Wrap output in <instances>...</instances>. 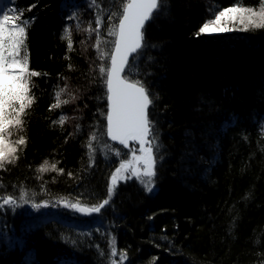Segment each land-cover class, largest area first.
I'll use <instances>...</instances> for the list:
<instances>
[{
  "label": "trees",
  "instance_id": "trees-1",
  "mask_svg": "<svg viewBox=\"0 0 264 264\" xmlns=\"http://www.w3.org/2000/svg\"><path fill=\"white\" fill-rule=\"evenodd\" d=\"M8 3L34 18L27 51L30 69L41 75L30 80L35 101L22 115L23 128L9 129L14 146L20 136L26 144L14 164L0 169V196L19 205L0 207V264H119L120 253L123 264H264V29L197 35L237 0H163L154 13L131 79L155 97V187L149 193L137 180L120 182L110 204L90 216L61 200L92 206L106 199L110 176L126 156L103 134L102 61L95 33L85 29L103 15L102 47L110 49L108 16L123 0ZM243 5L258 8L260 0ZM66 27L71 51L61 39ZM65 85L61 99H75L49 110ZM62 114L66 122L53 124ZM92 132L94 165L86 147ZM105 143L121 155H105ZM45 160L63 174L38 172ZM22 190L28 203L19 200ZM113 239L117 257L110 255Z\"/></svg>",
  "mask_w": 264,
  "mask_h": 264
},
{
  "label": "snow or ice",
  "instance_id": "snow-or-ice-1",
  "mask_svg": "<svg viewBox=\"0 0 264 264\" xmlns=\"http://www.w3.org/2000/svg\"><path fill=\"white\" fill-rule=\"evenodd\" d=\"M163 0H123L118 13H110L109 24L106 26V34L112 37L111 48L107 49L108 41L103 39L102 28H105L103 15L97 14L95 27L91 24L86 32L95 33L96 40L93 47L96 49L97 58L102 61L98 65L99 76L103 79L106 91L107 112L101 113L106 121L104 135L110 141L118 143L123 149H127L124 155L127 157L119 161L118 167L110 176L108 197L100 203L86 206L79 200L72 202L62 199L61 203L66 208H71L84 215L100 214L111 201L115 188L120 182L129 179L138 180L144 190L151 193L154 190L156 177V164L158 160L157 132L154 122L149 117V108L153 105L155 97L150 94L141 80H133L131 76L136 68V60L142 54L145 44V25L154 19V13L159 14ZM97 0H92L96 5ZM30 6L27 10L30 11ZM24 10L8 7L6 0H0V169H5L6 164H14L18 159L16 153L18 146L25 145L26 140L20 136L15 146L10 142V128L22 129L24 121L22 115L25 110L34 103L35 97L30 95L32 77L41 74L30 69L29 53L27 51L28 29L34 22V18H24ZM116 17L115 22H111ZM79 29V25H77ZM264 29V0H260L258 8L244 6L243 0L219 10L212 19L207 20L199 28L197 35L228 33L233 31H249ZM71 29L66 27L61 36L67 41L69 51L73 48ZM67 58V57H66ZM72 67L71 64L68 66ZM67 92V85L58 88L54 93L55 103L50 109L66 105L70 99H75L71 93L69 98L61 99ZM67 116L61 115L53 124L63 125ZM79 126H77V129ZM97 134L92 132L86 145L88 149L90 165H94V157L97 151L95 143ZM104 154L113 153L119 157L121 150L112 148L110 144L103 145ZM40 173L58 172L63 174V169H57L55 163L49 164L47 160L37 169ZM71 175V173H69ZM29 193L21 191L19 200L28 203ZM19 206L17 198L12 195L0 196V207ZM34 208L47 207L33 203ZM112 257L118 253L113 239L111 246ZM126 253L119 254V264H123ZM112 264H118L116 259Z\"/></svg>",
  "mask_w": 264,
  "mask_h": 264
},
{
  "label": "rangeland",
  "instance_id": "rangeland-1",
  "mask_svg": "<svg viewBox=\"0 0 264 264\" xmlns=\"http://www.w3.org/2000/svg\"><path fill=\"white\" fill-rule=\"evenodd\" d=\"M6 1H7V0H6ZM9 1H10V0H8V2H9ZM8 2H7V3H8ZM8 4H9V3H8ZM217 34H219V33H217ZM210 35H214V34H210ZM9 140H10V139H9ZM10 142H11V141H10ZM13 145H14V144H13ZM119 146H120V145H119ZM121 147H122V146H121ZM122 151L126 153V152H127V149H123V148H122ZM123 152H122V153H123ZM126 158H127V157H126ZM126 158H125V159H126ZM129 180H136V179L133 178V179H129ZM137 181H138V180H137ZM138 182H139V181H138Z\"/></svg>",
  "mask_w": 264,
  "mask_h": 264
},
{
  "label": "water",
  "instance_id": "water-1",
  "mask_svg": "<svg viewBox=\"0 0 264 264\" xmlns=\"http://www.w3.org/2000/svg\"><path fill=\"white\" fill-rule=\"evenodd\" d=\"M148 23H149V22L146 23L145 28H146V26L148 25ZM108 139H109V138H108ZM109 141H110V139H109ZM110 142H112V141H110ZM112 143H113V144H116V145H119V144L116 143V142H112ZM80 214H82V213H80ZM82 215H83V216H90V215H84V214H82Z\"/></svg>",
  "mask_w": 264,
  "mask_h": 264
}]
</instances>
